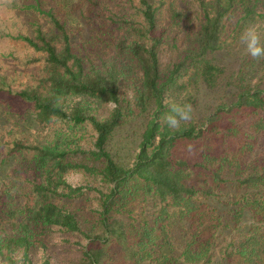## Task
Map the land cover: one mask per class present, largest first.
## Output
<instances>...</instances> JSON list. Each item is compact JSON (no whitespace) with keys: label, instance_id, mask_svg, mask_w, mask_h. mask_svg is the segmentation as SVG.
<instances>
[{"label":"trees","instance_id":"trees-1","mask_svg":"<svg viewBox=\"0 0 264 264\" xmlns=\"http://www.w3.org/2000/svg\"><path fill=\"white\" fill-rule=\"evenodd\" d=\"M20 3L33 33L12 38L36 55L16 60L35 69L17 87L0 71V97L27 107L0 131V264H32L58 232L88 241L73 264H264V59H219L264 0ZM224 82L230 99L200 115L202 87ZM172 104L193 108L176 130ZM140 121L121 163L111 145Z\"/></svg>","mask_w":264,"mask_h":264},{"label":"rangeland","instance_id":"rangeland-1","mask_svg":"<svg viewBox=\"0 0 264 264\" xmlns=\"http://www.w3.org/2000/svg\"><path fill=\"white\" fill-rule=\"evenodd\" d=\"M71 5L72 3H66L64 11H62L61 14L67 18L70 24L77 25L79 20L72 9L69 8ZM21 6L22 3H20V0H0V71L11 79L13 87L20 86L22 82L27 81L28 76L35 69V66L33 65L25 67L23 65L24 62L19 63L16 60V58L25 59L28 55H36L31 48L12 38L20 33L28 35L33 33V28L29 22L30 16L21 10ZM256 26L261 33L264 24ZM245 55V47L240 44L238 40L233 47H231L226 53H223L219 59L221 60V63L227 67L228 72L232 73V71H237L240 67L242 58ZM225 85L226 82L222 83L220 90L214 91L202 87V90L199 93L200 101L198 113L200 115H206L212 108L216 107L219 102H227L230 99V94L226 95L224 93V90L226 91ZM9 104H12L13 109L11 108V110H7ZM26 111L27 107L21 104V102L15 100L9 103L4 95L1 96L0 131L5 132V125H10L8 119L11 112L15 119L17 114H25ZM141 125V121L133 123L123 127L117 133L116 138L111 145V149L119 162L127 165L133 162L138 150V134ZM260 153L264 154V146L257 151V155ZM11 164L12 163L4 165L0 158V187L6 176L7 168ZM70 181L76 184L80 181V177H70ZM214 205L222 212L227 210L226 207L222 206L221 202H215ZM247 224L248 222H246L241 229L236 231H224L221 236V243L226 240L230 241L233 238L240 240L248 230ZM87 243L88 241L83 238L67 236L58 232L47 241L46 247L36 249L31 254L32 264H73L79 261L81 251Z\"/></svg>","mask_w":264,"mask_h":264},{"label":"clouds","instance_id":"clouds-1","mask_svg":"<svg viewBox=\"0 0 264 264\" xmlns=\"http://www.w3.org/2000/svg\"><path fill=\"white\" fill-rule=\"evenodd\" d=\"M239 42L252 59H264V43L261 42V34L256 25L244 28L239 36ZM170 107L171 111L162 117V121L169 128L176 130L180 127L181 122L187 123L193 119L192 105L172 104Z\"/></svg>","mask_w":264,"mask_h":264}]
</instances>
